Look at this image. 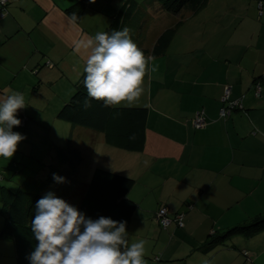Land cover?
Listing matches in <instances>:
<instances>
[{
    "label": "crops",
    "instance_id": "1",
    "mask_svg": "<svg viewBox=\"0 0 264 264\" xmlns=\"http://www.w3.org/2000/svg\"><path fill=\"white\" fill-rule=\"evenodd\" d=\"M83 1L72 25L65 10L78 0H6V16L0 15V102L11 90L23 93L26 104L16 116L26 117L24 129L13 131L40 124L43 111L61 122L57 112L84 73L87 52L74 51L75 43L106 32L121 8L135 3L146 13L131 15L125 27L140 49L151 51L159 34L173 26L175 31L164 53L145 54L155 57L149 66L158 70L146 73L145 91L133 105L147 109L143 150H124L129 154L118 162L103 159L123 170L118 174L135 178L128 197L140 185L137 196L130 195L136 208L126 228L129 244L146 241L145 264H264V229L204 247L211 234L264 212V0H207L195 13L178 14L160 11L151 0ZM226 87L227 100L242 107L223 118ZM200 110L207 123L196 129L191 118ZM63 122H54L60 131L53 128L51 135L59 144H52L55 157L42 174L55 183L57 197H71L76 207L87 184L80 185L82 152L92 155L86 178L100 167V151L115 152L102 132ZM38 157L33 160H49ZM53 173L68 182L56 183ZM16 176V188L45 195L36 176ZM161 206L171 219L165 229L156 218ZM176 213H182V225Z\"/></svg>",
    "mask_w": 264,
    "mask_h": 264
},
{
    "label": "clouds",
    "instance_id": "2",
    "mask_svg": "<svg viewBox=\"0 0 264 264\" xmlns=\"http://www.w3.org/2000/svg\"><path fill=\"white\" fill-rule=\"evenodd\" d=\"M6 0H0L4 3ZM95 3V0H89ZM3 15L6 16V13ZM68 23L75 25L79 17L72 13ZM132 30L97 32L87 40H78L74 51L86 50L83 86L85 109L93 101L111 108L123 103L136 104L145 89L147 72H156L158 66H149L154 56L146 57L131 39ZM10 91L0 102V156L10 159L18 143L26 137L14 132L21 121L16 118L19 109L26 107L23 93ZM56 183H66L65 177L52 174ZM126 221L110 217H86L53 192L46 193L35 205L31 231L38 241L28 254L30 264H145V240L129 244Z\"/></svg>",
    "mask_w": 264,
    "mask_h": 264
},
{
    "label": "trees",
    "instance_id": "3",
    "mask_svg": "<svg viewBox=\"0 0 264 264\" xmlns=\"http://www.w3.org/2000/svg\"><path fill=\"white\" fill-rule=\"evenodd\" d=\"M157 3L160 11L178 14L182 11L195 13L200 10L207 0H151ZM6 2L0 3V15L4 14ZM85 2L78 0L75 4L66 8L68 15L76 13L80 18ZM156 10V9H155ZM137 13L145 15L142 8L129 1L124 5L114 22L106 30L111 34L113 30H121L125 23L133 20L131 15ZM143 13V14H142ZM136 15V16H137ZM179 22L177 23V25ZM175 26L164 30L149 51L141 49L144 54L160 55L165 52L174 34ZM134 41V36L131 35ZM84 73L76 82L75 89L70 98L57 112V118L69 123L79 125L104 134L106 143L127 151L139 152L144 148L145 127L147 109L145 107L115 106L105 108L102 102L93 101L91 107L85 109L83 100L86 89L83 86ZM24 125L26 117H21ZM135 180L131 177L112 172L103 168H95L89 182L80 188V201L76 208L83 212L86 217L97 219L100 216L110 217L113 220L126 221V228L136 208V203L127 196V192L134 185ZM3 188V187H2ZM1 188V189H2ZM1 192L0 215L2 226L0 239L10 238L14 243L16 264H30L25 257L34 251L38 241L31 231V221L35 216L36 202L44 195L38 192L27 191L21 188ZM66 202L72 205L71 197ZM264 229V212L257 214L247 222H243L228 228L219 235L211 234L204 247L210 249L223 241L224 238L237 233L245 235L254 234Z\"/></svg>",
    "mask_w": 264,
    "mask_h": 264
},
{
    "label": "rangeland",
    "instance_id": "4",
    "mask_svg": "<svg viewBox=\"0 0 264 264\" xmlns=\"http://www.w3.org/2000/svg\"><path fill=\"white\" fill-rule=\"evenodd\" d=\"M151 14L152 16H154L157 14V12H152ZM159 21L163 22L164 19L159 18ZM153 31H154V28L151 30V32ZM39 116H40L39 117L40 124L37 125L35 123V127L33 125V128L30 127L25 133L19 132L20 134H23V136H25L26 138L18 143L17 150L15 151L14 155L10 159H6L0 156V190L2 187L6 189H10V190H16L15 185H13L14 184L13 177H17L16 176L17 174L18 176H25L28 174L31 176H36L34 179L36 184H37V181L38 183H40L41 181L42 187L40 188L41 190H45L44 191L45 194L48 192H53L57 196V192L55 189V183H52L51 185H49L47 179L44 177L42 172L45 168L49 167V164H51L50 157H55V153L52 150V144L54 142L56 144H59L58 139L52 138V135H51L53 134L51 132L52 129L56 128L54 126V122L57 125H59L60 123L67 125V123L63 122L64 120H61V122L55 120L56 119L54 118L55 116H53L48 111L47 112L43 111L41 114H39ZM46 124H47V129H46ZM21 126L22 125H20L19 131H23L24 129ZM62 128L64 131V127ZM56 129L60 131V129L58 128ZM87 142H90V138L88 139ZM31 144L33 145V147H35L34 149L31 147ZM31 149L32 151L36 153V156L37 154L39 155L38 158L47 157L49 160L40 159V162L33 160V157L36 158V156L32 155ZM110 149H112L115 152L113 153V155L111 152H109L110 154L109 153L107 154V150L100 151L101 157L98 159V165H100V167L98 168H103V169L110 170L116 173L123 172L121 168L114 165V162L110 165L107 163V161H104V160L108 159L109 157H115L114 158L115 162H118V161L123 160L124 155L129 154V152L120 150L119 148H114V147H110ZM91 156H92L91 153L87 154L85 152H82L81 154V160H82L81 167H82V170L84 171V174L86 173L87 175L90 172L89 168H90V164L92 163ZM95 158L97 159V155H95ZM84 174H81V184L80 185L82 186L85 183H88L90 180L89 179L90 177L86 178ZM135 187L137 190H132L130 194L131 196H134V197L137 196L136 195L137 192L135 191H138L140 185L136 184ZM130 195H129V198L132 199ZM0 197H1V192H0ZM1 204L2 202L0 199V208H1ZM1 226H2V217L0 215V228ZM0 264H16L14 243L10 238L0 239Z\"/></svg>",
    "mask_w": 264,
    "mask_h": 264
},
{
    "label": "built area",
    "instance_id": "5",
    "mask_svg": "<svg viewBox=\"0 0 264 264\" xmlns=\"http://www.w3.org/2000/svg\"><path fill=\"white\" fill-rule=\"evenodd\" d=\"M262 6H263L262 3L260 2L258 4L259 9H261ZM228 90H229V87H226L225 94L221 99L223 102V105L220 109V116L223 118L228 117L232 110L242 107L238 100L233 101V102H230L227 100ZM191 123H192V126L196 129L204 128L206 126L207 122H206V118L202 110L197 111L195 113V115L191 118ZM21 124H23V120H21ZM156 218L161 228L163 229L167 228V226L171 222L167 207L165 206L159 207L156 213ZM181 218H182V213H176L174 215V219L176 220L178 225H182ZM158 259L159 258L157 256L154 258V260H158Z\"/></svg>",
    "mask_w": 264,
    "mask_h": 264
}]
</instances>
